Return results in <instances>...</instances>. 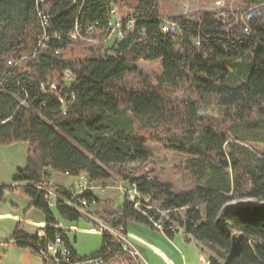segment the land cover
Instances as JSON below:
<instances>
[{
  "label": "trees",
  "instance_id": "1",
  "mask_svg": "<svg viewBox=\"0 0 264 264\" xmlns=\"http://www.w3.org/2000/svg\"><path fill=\"white\" fill-rule=\"evenodd\" d=\"M160 4L0 0V146L28 143L25 166L0 184V201L8 193L27 196L25 218L32 208L41 211L47 238L61 236L73 259L136 264L111 234L81 256L68 231L53 226L76 225L81 213L67 201L86 199L89 206L100 203L97 217L125 234L136 223L174 239L182 228L186 241L192 237L200 251L212 252L211 264H264V150L256 147L264 145V0H239L238 11L226 9V21L217 10L169 16L180 26L177 34L163 31ZM112 6L124 15L123 37L109 48ZM243 11L245 19L237 20ZM77 28L83 37L73 35ZM89 37L102 40L92 45ZM156 60L162 72L155 76L138 67ZM155 143L186 156L183 169L195 187L177 191L134 165L153 157L148 145ZM49 170L85 174L91 182L118 175L136 185L144 202L113 204L92 189L58 188L55 212ZM238 197L248 200L233 202ZM24 226L18 221L8 241L39 255L45 241Z\"/></svg>",
  "mask_w": 264,
  "mask_h": 264
},
{
  "label": "rangeland",
  "instance_id": "2",
  "mask_svg": "<svg viewBox=\"0 0 264 264\" xmlns=\"http://www.w3.org/2000/svg\"><path fill=\"white\" fill-rule=\"evenodd\" d=\"M161 10L165 17L163 18H170L169 16L172 15H178V14H190L198 10H217L220 11V15L223 16L226 21V9H229L232 12H236L239 10V0H161ZM237 20L238 19H245L244 11L242 15H235ZM124 15L119 12L112 16V20L114 22L121 21V18H123ZM110 35V34H109ZM87 43H92V45H96L95 43L101 42L102 39H99L97 37H89L87 38ZM108 41L104 44H106L109 48L113 45L115 42V34L110 36V38L107 39ZM29 54H24L19 60L20 62H24L25 59H27ZM19 60L12 59L14 62H18ZM160 61H139L138 67L147 73L151 75L160 74L162 72ZM212 113H217L216 111H213ZM148 147L153 152V157L146 163H140V164H134L137 167H140L141 170H143L148 176L156 175L161 180L166 182H171L175 187V190L181 191V190H187L191 189L196 186L197 180L193 178L192 176L188 175L184 168L183 161L185 160L186 156L182 153H175L166 151L163 146L159 143L155 144H149ZM260 150H264V145H256ZM0 148H4L6 150L5 157L3 156L2 160L0 161V168L4 173L3 177H9L11 179L14 175H16V168L14 167V163L20 164L21 161H23L22 157H26V152L28 149V143L27 142H19L15 143L14 145H6V146H0ZM228 147H226L227 149ZM25 161V160H24ZM25 163V162H23ZM131 165L130 167H132ZM54 174H58L55 177V181L59 183V185H63L65 182V179L68 181V179L71 178L72 183L76 185L78 182L76 179H74L72 176L63 174L61 172L55 171ZM11 176V177H10ZM62 183V184H61ZM92 184V183H91ZM95 185V186H94ZM94 191H96L99 196L100 200L102 201H109L113 204H119V201L125 198L130 199V183L128 180H125L124 178H121L118 175H113L109 180L104 182H94ZM54 187V186H53ZM10 196V195H8ZM51 200V199H50ZM143 196L140 195L138 199H136L134 202L136 206H141L144 201ZM248 199L246 197H238L235 198L233 202H245ZM145 201H148L147 198ZM95 205V204H93ZM0 210H6V209H12L9 200L7 199L5 201H2L0 205ZM92 208V209H91ZM102 208V205L100 203H97L95 206L92 207V205L88 206V211L91 213V215L95 216L102 224L105 225V223L102 219L98 218L96 213ZM13 220L9 218H1L0 219V264H43V260L41 256L35 254L30 248L27 247H20L16 244L9 242L12 234H11V227H12ZM137 225L136 223H134ZM75 225V224H74ZM131 225V224H130ZM129 225V226H130ZM79 226H85L90 227L93 226L91 223L87 221L84 217H81L78 222H76L75 227L80 228V230H76V235L78 236V244H81L93 249L96 247H99V245L102 243V236L100 234H90L86 232H81L84 229ZM161 227V225H159ZM130 229L132 231H137L138 229L130 226ZM73 232V231H72ZM185 233L182 228H179V233L175 235L174 238L175 242L181 246L184 253L188 257L194 256L197 252V245L196 241L192 240L191 242L187 243L185 240ZM77 244V245H78ZM200 248V247H199ZM200 254H204L206 257L210 258L212 252H210L207 248H204V251H200ZM203 262V261H201ZM159 264H164L162 262H159Z\"/></svg>",
  "mask_w": 264,
  "mask_h": 264
},
{
  "label": "crops",
  "instance_id": "3",
  "mask_svg": "<svg viewBox=\"0 0 264 264\" xmlns=\"http://www.w3.org/2000/svg\"><path fill=\"white\" fill-rule=\"evenodd\" d=\"M6 154H7L6 150H4V148H0V161L2 160L3 156L5 157ZM26 155H27V152H26ZM22 159L23 161H21L20 164L14 163L15 164L14 167L16 168V175L13 174L12 175L13 177L11 179H9V177H3L4 173L0 168V184H6V183L12 182V180L17 176L18 168L24 167L26 164V157H22ZM49 172H50V177L48 180V189L50 192H52V195L49 196L48 198L51 199L52 203H50L49 205H51L52 209L54 210L55 205H56L55 204L56 199L59 196L58 192H56L57 189L64 188L68 192H71L73 194L74 193L78 194L79 190L81 189V184H82L81 178L85 177V174H82L79 177L74 178L78 182L76 185L72 183L71 178L68 179V181L65 179V182L63 183V185H59V183L54 180L55 177H59V176H56L58 174H54L55 173L54 170H49ZM91 183L92 185L94 184V182H91ZM92 191H94V188L92 189ZM94 193L98 198H100L99 194L96 191H94ZM6 199L7 201L9 200L11 208L12 207L13 208L6 209L3 211L0 210V219L9 218L13 220L12 227H11L12 228L11 234H13L18 221H25L24 232L29 235H37L40 228H46V226H49V223H47V221L45 220V217H43L44 216L43 213L41 211H38L35 208H32L28 212L25 218L23 213L30 203V200L27 196L21 193L14 192V193H8L6 196ZM122 201L123 200L121 199L119 203H121ZM1 203L2 201H0V205ZM95 205H92V207ZM54 211L56 212V210ZM58 219L62 220L60 219V217H58ZM61 222L63 223V225L71 224L66 221H61ZM131 225L133 227L135 226V228L138 229V232L132 231L130 229ZM131 225L130 226L128 225L129 227L127 230V238H129L130 241L135 244V246L137 247V250L140 251V253L142 254L147 264H159V262H162L164 264H196L198 262L199 256H200V249L198 245H197L198 248H197L196 254H194V256L192 257H188V255L186 256V254L184 253L181 246H179L175 242L174 239H170L169 237L165 236L163 231L151 229L146 226L139 225V224L137 225L131 224ZM79 227L84 229L81 232H86L90 234H100V233L89 231L90 227H85V226H79ZM68 233L70 237L69 240L72 241L73 247L76 249V252H78V254L81 256L92 254L94 251L99 250L102 245L101 243L99 247L90 249L81 244V248H80V244H78V240H77L78 236L76 235L77 232L68 231ZM100 236H102V234H100ZM192 240L196 241L194 238L191 237L190 241H187V243L191 242ZM196 244H197V241H196Z\"/></svg>",
  "mask_w": 264,
  "mask_h": 264
},
{
  "label": "built area",
  "instance_id": "4",
  "mask_svg": "<svg viewBox=\"0 0 264 264\" xmlns=\"http://www.w3.org/2000/svg\"><path fill=\"white\" fill-rule=\"evenodd\" d=\"M39 2H43V0H39ZM112 16L118 13V7L116 6H112ZM39 15L41 16L44 24H47L46 21H48V16L46 15V13L43 10H39ZM95 27L94 24H91L88 27V32L93 30ZM134 27V21H129L126 25V28L131 30ZM179 24L176 22H173L172 20L168 19V18H164L163 19V23H162V29L165 32H171L174 34H177L179 32ZM110 28L111 31L110 36H112L113 34H115V41L117 42V40L122 39L123 37V24L121 21H116L114 22L113 20L110 21ZM73 35L76 36H82L81 33H79V29L77 28L75 32H73ZM83 37V36H82ZM48 39L47 35H44L41 40L39 41V46L43 48L45 45V41ZM65 76L67 79L71 78V72L66 71L65 72ZM53 87L55 86L54 84L52 85ZM82 184H81V189L79 190V193H82L86 190H90L93 189L94 186L91 184V181L87 178V176L85 175V177H82ZM49 196L52 195V192L49 191L48 188H46ZM130 199L131 201H135L136 199H138L140 197V192L138 191V189H136V185L130 183ZM48 196V197H49ZM69 205H71L72 207L78 209L81 213V216L84 217L85 219H87V221L89 223H91L93 226H90L89 231L91 232H95V233H100V234H104V233H108L112 235V239L115 242H120L122 245V248L128 252L134 259L136 262V264H147V262H145V259L143 258L142 254L140 253L139 250H137V247L135 246V244L133 242L130 241L129 238H127V234H125L123 232L124 227L120 226L119 228H113L110 227L109 224H102L95 216L91 215V213L88 211V200L86 201V199H82L79 204H74V202L71 201H67ZM136 202V201H135ZM49 203H52L51 200L49 199ZM142 205V204H141ZM54 227L60 228V229H64L67 231H76V230H80V228L75 227V225H66L62 222L58 223V224H54ZM160 227V226H159ZM39 238L40 240L45 241V245L44 246H40V255L43 258V260H45L43 263L44 264H104L105 262V258L103 256H87L85 258H77V259H73L72 255L70 253L71 249L65 244V241H63V238L61 236H56L54 239H52V241L50 239L47 238V234H46V230L44 228H40L39 229ZM203 261V262H201ZM196 264H211L210 263V259H208V257H206L204 254H200L199 256V260Z\"/></svg>",
  "mask_w": 264,
  "mask_h": 264
},
{
  "label": "bare ground",
  "instance_id": "5",
  "mask_svg": "<svg viewBox=\"0 0 264 264\" xmlns=\"http://www.w3.org/2000/svg\"><path fill=\"white\" fill-rule=\"evenodd\" d=\"M38 236H39V232H38ZM40 253V247L38 248V254ZM40 255V254H39Z\"/></svg>",
  "mask_w": 264,
  "mask_h": 264
}]
</instances>
